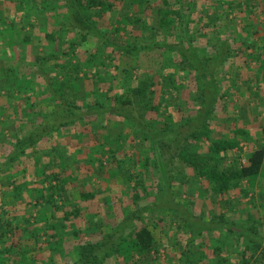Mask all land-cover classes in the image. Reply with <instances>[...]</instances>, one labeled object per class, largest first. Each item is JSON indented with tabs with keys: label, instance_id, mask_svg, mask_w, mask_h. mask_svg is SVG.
I'll return each mask as SVG.
<instances>
[{
	"label": "trees",
	"instance_id": "obj_1",
	"mask_svg": "<svg viewBox=\"0 0 264 264\" xmlns=\"http://www.w3.org/2000/svg\"><path fill=\"white\" fill-rule=\"evenodd\" d=\"M8 2L16 6L9 16ZM235 3L247 4L246 0H130V9L123 12L117 27L108 31L99 20L121 9L113 0H0V64L4 65L0 66V98L6 97L0 105V264H60L61 258H67L69 264H135L156 244L152 230L141 223L142 214L148 208L164 209L175 203L167 184L169 157L175 152L194 169L196 177H203L212 192L221 196L261 172L264 147L255 149L239 167L221 169L217 161L210 164L216 155L239 147L238 135L246 138L250 134L249 127L243 126L235 127L232 136L211 137L214 111L230 92L222 90L218 71L237 55L235 48L249 58L264 48V31L254 20L241 27L216 23L222 20L220 13L228 14V7ZM25 23L31 31H24ZM35 28H40L38 37ZM90 36L100 43L80 57L77 50ZM35 39L43 44L39 52ZM17 43L22 50L18 55L13 52ZM28 45L32 46L31 59ZM253 45L252 55L247 49ZM149 51H159L163 58L160 79L147 74L133 78L129 70L136 84L123 86L120 93L124 84L118 82L115 69L122 57ZM192 75L196 89L189 97L196 114L169 130L172 116L160 112L161 106H173L172 90L180 96L184 79ZM157 84L160 101L151 90ZM45 104H49L46 109ZM130 105L158 117L146 124L142 114L127 111ZM109 115L127 118L149 142L152 152L145 160L139 158L135 174L130 172L134 164H122L127 150L124 141H119L123 134L106 138L105 133L103 139L97 135L106 130ZM159 115H164L167 123L163 130L152 131ZM262 129L264 132V126ZM83 133H89L88 138L83 139ZM206 141L207 150L200 152ZM87 145L93 150L81 158ZM167 151L172 154L166 157ZM107 154L109 160L104 162ZM81 163L90 166L85 170L88 178L95 167L97 178L127 173L128 181H133L131 191L118 188L111 193L113 186L108 181L81 190L77 198L74 187L69 186L79 179L72 173L80 172ZM150 164L156 165L158 173L154 195L144 172L151 170ZM242 192L248 194L245 189ZM98 194L105 195L109 211L96 213L84 223L87 203ZM124 195L132 209L126 206ZM175 213L184 216L179 223L185 232L178 264H229L237 245L242 247L238 264H264L260 222L229 220L225 214L213 215L206 222L195 215L186 216L177 206ZM91 226L101 229L100 236L89 233ZM204 231L210 235L206 244L200 238ZM40 243L48 247L46 257L34 256V247Z\"/></svg>",
	"mask_w": 264,
	"mask_h": 264
},
{
	"label": "rangeland",
	"instance_id": "obj_2",
	"mask_svg": "<svg viewBox=\"0 0 264 264\" xmlns=\"http://www.w3.org/2000/svg\"><path fill=\"white\" fill-rule=\"evenodd\" d=\"M121 8L118 11L114 10L109 14L104 15L99 20V25L108 30L113 31L114 28L119 24L118 21L122 20L123 12H126L128 8L127 4L130 0H113ZM245 1V0H244ZM246 5L244 7L240 3H235L228 7V14L220 13L222 20L217 21V24H230V26L238 27L243 26L247 20H253L261 25L262 32L264 31V0H246ZM7 5V6H6ZM5 8L9 14L13 13L15 9V4L12 2L6 3ZM131 13V12H130ZM13 16H11V20ZM157 19V18H156ZM33 21V19H32ZM22 24L24 23H18ZM24 31H31V27L25 23ZM51 20L48 25L50 26ZM37 26L39 23L36 24ZM195 27V25L193 26ZM214 27V26H213ZM212 28V27H210ZM40 29V28H39ZM36 28L33 30L34 35L38 37L40 35V30ZM214 30V29H213ZM212 31V30H211ZM226 31V30H224ZM228 32V31H227ZM264 34V33H263ZM122 39H126V36H121ZM200 39L197 43L203 42ZM39 39H35L34 43L37 46V51H41L42 43ZM100 43V40L95 36H90L86 42H84L77 50V54L80 57L86 56V50L94 48ZM233 47L235 48L236 43L233 42ZM20 44H16L13 47V52L16 55L21 54V48L18 47ZM28 57L33 58L32 46L28 45ZM234 52L237 54L232 59H229L223 67L219 69L218 79L220 80L222 90L226 89L230 92L225 93L220 99L217 108L214 111L215 120L212 122L211 131L209 132L212 138H224L233 135L235 127L248 126L247 130L250 134L246 138L238 135L240 140V145L238 148L232 149L226 154L216 155V159L211 161V165L218 162V167L221 169H230L234 167H239L247 163L248 157L251 153L260 147H264V48L258 54H254V45L247 49L249 54H252L250 58L245 56L244 53H239L238 49L235 48ZM261 54V55H260ZM9 58V57H8ZM10 61V60H8ZM163 62L162 56H160L159 51H149L142 52L138 56L124 55L122 57L121 63L118 68L115 69L119 78L118 82L121 84V91L118 89L117 92L123 93L125 88H129L133 84H136L135 79H131V70L133 73V78L143 77L147 75H153L158 78V70L161 68V63ZM2 65V66H1ZM1 67L4 65L0 64ZM183 81V80H182ZM185 83L182 94L179 96L176 90H172V95L174 101L173 106L166 109L167 105L163 103L160 112L164 113L165 116H172L171 121L166 122V117L164 115H159V121L151 126V130L161 131L164 129L165 123H167V129L175 130L177 124L182 121L188 120L191 116L196 114V105L190 99V92L196 89L195 79L189 76L188 79H184ZM91 86V84H90ZM123 86L125 88H123ZM151 90H155L157 96L156 101H160L161 87L159 84L153 86ZM3 94V93H2ZM193 97V95H192ZM6 102V97L2 96L0 98V105ZM46 105V106H45ZM45 109L49 104H45ZM127 111H133L134 114H142L140 117L144 120V123L152 121V119H157L158 115L155 112L149 114H144L141 110L138 111L137 107L133 108L130 105L127 106ZM139 112V113H138ZM106 130H99L97 135L102 138L106 133L107 136L111 135L110 138L117 133H122L123 135L119 141H124L126 153L123 156L122 164L132 163L134 164L130 170L131 173L135 174L137 165L140 160L147 156H150L152 152L149 146V142L143 139L144 133L140 131L135 126L131 125V121L127 118L119 117L116 115L106 116ZM170 118V117H169ZM81 136L83 139L88 138L89 133H83ZM80 137V136H79ZM94 140L93 137H90ZM103 139V138H102ZM101 139V142L103 141ZM104 142V141H103ZM208 142L202 144V148L199 149L200 152H205L207 150ZM83 153L80 155L81 158L87 157L91 154V147L84 146ZM104 150L108 151V145H105ZM122 152L118 153L121 155ZM160 154V153H159ZM172 154L171 151L166 152V157ZM209 154V153H206ZM108 158V159H107ZM133 158V161L131 160ZM172 161L170 164V172L168 174V189L171 195L174 197V205L167 206L166 208H155L146 210L142 214L141 223L146 224L154 233L156 244L151 250L148 251L145 257L139 259L135 264H178V256L182 250V240L184 239L185 232L180 227L182 222V214H176L175 209H180V212H184L186 216L195 215L197 219L209 222L213 215L225 214L226 218L229 220H239L241 222H252L258 221L261 223L259 230L264 234V165L261 172L253 177L247 178L240 182L239 185L232 188L225 195L221 196L212 192L211 186L204 181L203 177L195 176L194 169L188 166L187 162H183L178 152H175L171 157ZM104 162L109 160L108 154L103 158ZM145 160V159H144ZM153 161V159L151 160ZM155 162H157L155 160ZM109 166V165H108ZM135 166V167H134ZM150 169H145V179L148 184H151L152 195L158 191V173L154 168L155 164H150ZM90 167L88 164L81 163L79 165L80 172L73 174L74 178H79L70 182L69 187H74L73 191L76 192V197L78 198V192L89 190L92 188H97L98 186H104L105 183L109 181V184L113 186V191L116 189H123L124 191H131V186L133 181H128V174L123 173L119 177L110 178L107 174L102 175L100 178L94 176L95 168L90 171L93 176L90 178L86 177L87 174L85 170ZM242 189L248 191L247 195H244ZM161 191V189L159 190ZM105 195L98 194L95 200L89 201L87 203V209L83 214V222L85 223L88 218L95 217L96 213L107 214L109 211L106 205ZM124 200H128L126 196L122 197ZM145 202V201H144ZM132 202L128 200L126 206L132 209ZM175 208V209H173ZM177 211V210H176ZM184 217V216H183ZM86 218V219H85ZM85 219V220H84ZM172 221V222H171ZM187 226H185L186 228ZM92 228V226H91ZM100 228L89 229V233L94 234L99 232ZM209 232L204 231L201 233V243L209 242ZM69 239H71L69 237ZM32 241V240H31ZM31 241L29 243H31ZM27 243L24 242L23 244ZM33 243V242H32ZM32 245V244H31ZM33 246V245H32ZM34 256L39 254L42 257L48 255V247L46 244L41 245V243L34 247ZM232 250V261L229 264H238L236 260L241 258V253L239 250L242 249L239 245ZM44 251V252H43ZM60 264H69L67 258L59 259ZM112 263L110 261L108 264Z\"/></svg>",
	"mask_w": 264,
	"mask_h": 264
}]
</instances>
